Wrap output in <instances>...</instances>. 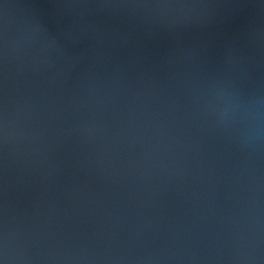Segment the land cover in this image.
<instances>
[{
	"label": "water",
	"instance_id": "obj_1",
	"mask_svg": "<svg viewBox=\"0 0 264 264\" xmlns=\"http://www.w3.org/2000/svg\"><path fill=\"white\" fill-rule=\"evenodd\" d=\"M0 264H264V0H0Z\"/></svg>",
	"mask_w": 264,
	"mask_h": 264
}]
</instances>
